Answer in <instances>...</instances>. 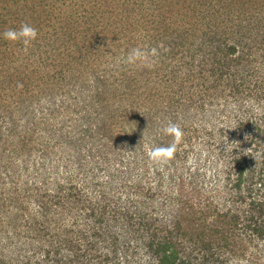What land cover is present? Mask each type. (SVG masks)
<instances>
[{"label":"trees","instance_id":"trees-1","mask_svg":"<svg viewBox=\"0 0 264 264\" xmlns=\"http://www.w3.org/2000/svg\"><path fill=\"white\" fill-rule=\"evenodd\" d=\"M256 1L0 0V170L18 156L26 167L30 161L37 163L42 174L35 179L39 183H26V204L21 203L26 213L20 212L21 205L9 217L26 226V260L9 255L14 249L8 253V248L25 244L20 238V243L3 245L0 264H116L131 246L135 251L143 247L158 264H189L184 193L179 212L163 215L161 222L136 203L126 206L120 196L125 189L105 181L104 174L115 173L125 162L120 175L136 180L141 166L134 156L151 159L154 147L171 143L173 138L161 131L169 121L179 124L183 133L215 127L220 112L233 104V112L244 117L247 99L264 92V75L252 64L256 53L248 49L235 54L238 42L248 46L249 35L258 31V22H253L246 27L248 35L239 32L244 18L255 21L262 16L257 10H264V0ZM23 22L38 30L27 48L3 37L5 29H19ZM233 24L238 31L229 29ZM124 45L159 52L149 56L156 70L138 60L120 59L117 52ZM179 49L184 51L181 56ZM260 120H242L241 125H258ZM253 132L242 130L237 137L258 144ZM258 136L264 141V134ZM70 149L82 173L76 182L57 179L52 189L43 175L50 152L57 156ZM230 154L225 194L232 199L237 195L250 210L216 206L234 227L222 240L233 245L240 227L253 240L264 239V197L254 192L253 160L241 151V144ZM120 156L132 157L126 161ZM50 166L59 168L53 158ZM144 192L148 199L156 194L153 188ZM0 193L1 203L14 195ZM6 225L7 236L1 237L7 241L12 230ZM207 244L203 256L212 264L225 262L222 249L228 244Z\"/></svg>","mask_w":264,"mask_h":264},{"label":"rangeland","instance_id":"rangeland-1","mask_svg":"<svg viewBox=\"0 0 264 264\" xmlns=\"http://www.w3.org/2000/svg\"><path fill=\"white\" fill-rule=\"evenodd\" d=\"M258 1L261 0H257L256 2ZM257 12H261L263 17L258 16L260 19L258 18L255 21H249L244 18V26H242V30L239 32H243V35H248L246 27L253 22H258L259 25L256 27L258 31L249 35L250 37L247 39L248 46L245 43L238 42L239 47L235 54L241 53L240 50L247 52L248 49L252 52L253 56L256 53L257 59L255 60L257 61L252 63L253 67L256 70L255 72L264 75V10H257ZM242 18L236 17L235 19L238 21ZM234 24L230 25L229 29L233 28ZM236 31H238V27L234 30V32ZM160 43L164 45V48L168 45H165L163 41ZM146 51H143L144 56H146L145 58L136 60L144 67L147 66L144 63H147L149 65L147 68L153 67L156 70L155 65H153L156 61L152 58L151 60L149 56H157L159 52L156 54ZM130 52L131 50H128L124 45L117 54L120 59H128ZM176 52L181 56V52L184 51L179 49ZM160 53L162 54V52ZM178 60H174V63H177ZM153 73L155 72L153 71ZM255 96L254 98L247 99L246 105L243 107V110L247 109V111L243 118H239L240 115H236V111L233 112L236 105L233 104L230 105L231 108L220 112L222 114H219L215 127L204 125L203 128L201 126L199 131L185 132L174 158L167 163H158L152 159L145 160L142 154L135 155L134 157L138 159L141 166L140 175L137 176L136 180L131 176L120 175L119 171L123 168L125 162L116 166L115 173L109 170L104 174L105 181H110L116 184L118 188L125 189L120 196L126 206L134 207L136 203L139 207L147 210L153 217L160 218L159 221L161 222H163V215H171L175 211L176 213L179 212L178 202L181 201V193H184L181 204L183 206L182 209H185L183 210V214L185 226H187V234L183 238L187 247V254L191 253L187 256L188 261L190 260L189 264H212L213 260H208L203 256V246L206 243H208L207 245L212 244L216 246L220 242H226L228 246L230 244V247L225 246L222 249L225 261L222 264H264V239L253 240L249 231L240 227L237 231L238 236L231 241L233 245H231L230 241L222 240L227 236V231H230L234 227L229 224V219H224L223 216L218 214V209L216 208L217 205L222 203L224 205L230 204V206L236 205V207L242 208L247 212L250 210L248 203H241V198L237 200V195H234V199H232L225 194L228 190L226 187L228 183L227 178L230 176V170H232L227 165L231 156L230 151L239 144H241V151L248 152L247 154L253 160V163L250 164V176L252 175L255 180L254 192L264 197V183H262V181L264 182V179H262L264 178V141L258 136V133L264 134V92L255 93ZM213 97L211 96V98ZM229 100L232 102V98ZM69 102L70 99L66 100L62 107H65ZM253 113L256 114L252 115ZM249 119L261 120L258 125L255 124L243 128L241 125L242 120L247 121ZM242 130L243 132L246 130L247 134L254 131L250 135L256 133L258 144L256 141L251 142L250 138L238 139L242 135ZM47 148H51V145L47 146ZM178 150L180 151V155ZM185 150L186 152H184ZM50 154L59 167L56 169L50 166L51 158V160H48V164H45L44 169L46 171L43 170V175H46V179L52 182V189L55 187L57 179L64 178V180L68 181L70 178H73L75 182L79 179L78 173L81 174L82 172H79L80 166L77 159L73 158V151L71 149L64 154L60 150L57 156L53 152H50ZM45 156L48 157L47 154ZM132 156H126L127 159L124 156H120L119 158L124 157L127 161L131 160ZM25 157L26 152L24 153ZM1 158L2 156L0 155V160ZM17 158L18 156H14L8 162L5 161L7 166L4 167L3 165L0 170V192H5L6 190L7 195L14 194L10 199L7 198L6 201L8 202L4 203L2 201L1 203L0 199V228L2 227L0 230V253H2L5 243L12 245L11 242L19 241L18 243H20V238L24 241L26 240V226L24 224L18 226L20 223L19 219L16 221L13 220L15 218L11 219L9 217L17 210L16 207L21 205L20 212L26 213V208L21 204L22 201L26 204V183H39L40 181L36 182L35 179L37 176H42L41 173L38 174L39 167L37 163L30 161L31 165L26 167V160L23 162L17 160ZM69 158H73V160H69ZM119 161L121 160L119 159ZM193 173L197 174L195 178L193 177ZM5 177L8 180L6 184ZM41 181H44L43 178ZM124 181L132 185L124 187ZM134 186L137 187V191ZM148 188H153L156 191L153 199H148L145 195L144 191H147ZM32 198L35 200V195ZM193 199L198 203L193 202ZM145 203L147 207L143 206ZM11 207H14L15 210L9 212L8 210ZM8 223L10 224L8 228L12 232L10 238L6 241L5 239L3 240L1 235L7 236L6 224ZM180 238L183 242V238ZM202 239H205L206 243ZM137 242L138 240L134 241L133 244H138ZM135 248L131 246L129 252L122 251L121 262L116 264H158L157 260L149 252L145 251L143 247H138L136 251ZM12 250L13 252L11 253ZM8 253H11L9 255L14 256L18 260L25 261L26 241L21 246L17 244L16 246H12V248H8Z\"/></svg>","mask_w":264,"mask_h":264},{"label":"clouds","instance_id":"clouds-1","mask_svg":"<svg viewBox=\"0 0 264 264\" xmlns=\"http://www.w3.org/2000/svg\"><path fill=\"white\" fill-rule=\"evenodd\" d=\"M37 36L38 30L27 22H23L19 29L7 28L3 32L5 40L22 42L25 48H27L32 41L36 40ZM143 56L144 53L139 48H134L129 53L128 61L134 62L136 59L143 58ZM161 131L165 135L171 136L173 138L172 142L168 145L154 147L149 152V157L155 162L167 163L174 158L184 133L180 125L172 121L165 124Z\"/></svg>","mask_w":264,"mask_h":264}]
</instances>
